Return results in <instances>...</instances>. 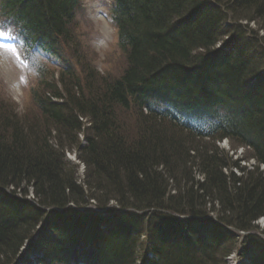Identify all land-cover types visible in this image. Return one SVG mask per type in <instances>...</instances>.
<instances>
[{
    "label": "trees",
    "instance_id": "obj_1",
    "mask_svg": "<svg viewBox=\"0 0 264 264\" xmlns=\"http://www.w3.org/2000/svg\"><path fill=\"white\" fill-rule=\"evenodd\" d=\"M1 1L2 14L13 22L10 24L22 37L20 42L23 46L35 45L42 34L47 35L46 43L49 48H44L47 52L56 48V40L60 38L70 43L75 42L72 24L77 14V0ZM212 1L214 4L211 0H117L113 21L120 32V45L126 54L125 73L117 83H100L93 89L89 88L95 95L101 93V100L89 101L87 106L75 103L72 98L68 99L74 105L69 102L58 105L48 98H36L41 114L50 119V123L48 119L46 121L51 125L42 134L39 133L41 137L47 136L46 139H41L43 147L31 140L32 134L23 135L20 126L14 124L10 128L5 121H0V184L12 186L16 190L24 186L33 188L43 208L61 209L72 202L82 204L84 195L89 194L101 206L112 200L118 201L122 209L132 206L137 210L169 207L176 211L183 209V212L188 211L192 215L204 214L205 196L201 201L196 198L192 201L181 199L179 194L173 195L175 198L172 200L167 198L165 193L168 178L175 181L174 190L177 192L190 194L197 185L198 188L204 187L209 192H216L214 200L221 206V222L238 231L254 228L252 222L264 216V180L260 181L261 184L255 183V172L247 171L237 162V169L240 168L243 175L229 180L222 169L226 170L230 164L215 157L217 146L208 147L209 149L191 147L183 142L176 131L170 134L181 139V142L177 143L170 137L163 138L167 131L157 126L149 116L147 120L150 129L148 127L147 131H141L134 138L127 137L126 132L118 128L115 122L111 124L114 105L122 106L123 102L127 103L126 94L131 96L132 89L149 84L151 77L177 62V56L188 64L192 58V49H209L217 38L231 36L233 31L235 39L229 44H242L239 54L233 56L232 52L230 57L233 58H229L228 64H231L230 72L234 71L233 76L239 74L245 79L246 75L255 74V65L261 68L259 63L264 62V0ZM190 9L193 10L191 13H185ZM244 21L247 24H241ZM253 21L258 29L249 26ZM188 33L190 38L186 39ZM149 38L151 43L144 46V41ZM247 39H250L251 44L246 42L249 41ZM240 46L236 48L237 51ZM56 96L58 95L53 97ZM101 104L105 105V109L100 108ZM87 111L94 119H99L96 122L103 120V117L111 125L107 126V122L102 125L95 123L93 130L98 140L88 139L85 164L89 167L88 175L97 183H88L90 187L86 191L77 185L72 171L64 163V157L49 144L48 138L53 137L54 132L57 145L60 146L58 136L61 135L58 133L69 130L67 141L77 145L74 133L81 129L83 123L79 120L80 117L85 118ZM251 116L236 123L234 127H228L226 136L237 146L250 147L251 158L257 160L259 166L264 164V110L257 109ZM151 129L158 132L150 134ZM174 136L172 137L175 139ZM167 145L175 152L173 159L165 152ZM175 145L180 146L179 152H176ZM36 146L39 148L33 152ZM159 168L161 170L158 171ZM194 168H197L196 172H193ZM198 173L206 174L202 184L195 180ZM125 184L130 185L129 194L123 187ZM135 186L144 190L148 187L147 192L154 188L161 196L141 197L139 191L136 192L133 188ZM164 187L162 192L161 188ZM26 192L27 188L23 193L26 195ZM9 206L11 209H6ZM23 206L17 199L9 198L6 194L0 195V264H10L13 261L23 242L28 240L36 225L46 215L43 209L38 212L26 211ZM232 214L238 217L234 218ZM138 245L131 239H119L111 247L109 264H134L136 258L131 252L136 251ZM231 249L232 246L222 253L221 263L231 253ZM177 257V264H221L216 262L214 254L209 253L193 254L191 258L187 254H177ZM169 263L171 264L170 261Z\"/></svg>",
    "mask_w": 264,
    "mask_h": 264
},
{
    "label": "rangeland",
    "instance_id": "obj_2",
    "mask_svg": "<svg viewBox=\"0 0 264 264\" xmlns=\"http://www.w3.org/2000/svg\"><path fill=\"white\" fill-rule=\"evenodd\" d=\"M83 5L82 7L85 8L86 13H82L79 17V20L77 21V23H79L80 29L83 31H86L89 33V39L88 41H90L93 45L91 46V52L92 55L97 58L98 54H100L101 57V61L96 65V67L99 70H102V68H105L107 71H109L110 74V78H114L117 79L118 78V73L121 72V70L125 69L126 65V59L123 55H118L114 52H111L115 49V39H116V32H114L113 30V26L110 23V21H107V17H108V12H109V6L112 2V0H83ZM89 18V21L92 22L93 24V29L94 32L97 33H93L92 29H90L88 25V22L86 21ZM190 38L189 33L186 36V39ZM145 43L143 44L144 46L148 45L149 42L151 43V39L149 38L148 40L144 41ZM80 43H86L85 40L80 39ZM86 48V47H85ZM11 48L4 46V45H0V88L3 89V93L5 94V100L9 101L10 103H14L16 105H18V107H13L10 106L9 104L4 103L3 99H0V116H2L0 118V121H5V124H7L10 128H12V125L16 124L18 126H20L21 131H23V135H31L32 137V141L34 143H36L37 146L39 147H43L42 146V140L41 139H46L47 136L41 137L39 135L42 134L43 131H45V125H43V117L42 114L40 113L39 109L36 108L34 109V105H31L30 110H28L26 112V115L24 116V118H21L23 116V114L25 113V111L23 110V107L26 106L28 103H26V101L24 100V95L25 92H23V79H24V73L21 70L22 68H20V63L17 59H15L11 53ZM87 49V48H86ZM88 51V50H87ZM87 53V52H86ZM85 64H89L88 68H87V77H88V72L91 71L93 76L96 77L93 68L91 67L92 65V61L87 59V61L85 62ZM50 65V69L54 70L55 69V73L58 72V70L56 68H53V64L49 63ZM220 67H226L224 61H220L219 62ZM105 69H103L102 71H105ZM192 73L191 71L188 72ZM31 76H33V72L30 73ZM33 79L37 80V77H33ZM118 80H116L115 82L117 83ZM37 85V87H39V85H41V82H39L37 80V82L35 83ZM37 87H33V89L37 88ZM47 88V94H55L57 93L58 95H60L62 102H67L68 98H72L71 100L75 101V103H79L80 100L84 97V92L85 91V87L86 85H82V88L80 86H73L72 84H70L69 87H65L64 84L62 83L61 80H57V78L55 79H50L49 81L46 83V85L44 86ZM32 89V90H33ZM192 90H195V87L191 88ZM86 95H88L86 93ZM84 102V101H82ZM115 115L118 121V125L119 128L123 127L124 132H126V136H129L130 138H134L136 136V134H139L140 132L139 129L140 128H144V131H147L149 125H148V121H144L143 123L139 120V115H137V113L133 110H131L130 107H120L119 108H115ZM88 117V120L92 121L94 124H98V125H102L105 124L107 122L106 118H103V120H101L100 122H96V120L99 119H94L92 117V114L89 113L87 111L86 116ZM47 119H49L48 117H44ZM49 123H50V119H49ZM49 123L46 124L48 129L50 128ZM109 122H107L108 124ZM146 125V126H143ZM164 127V126H163ZM68 128L71 129V127L68 125ZM86 128H89V126L87 125ZM150 129V127H149ZM165 130L167 132L164 133V135L162 136L163 138H171L172 140H176L177 143H179L178 141H182L181 139L179 140L177 137H175L173 133L175 130H173L172 128H169ZM150 131V130H149ZM158 131H155L154 129H151L150 134L152 133H156ZM83 132L80 131V135L75 131L74 135L78 138V141H80V138L83 140V136L82 135ZM59 135H61L60 137L58 136V139L60 140L61 145L66 149V154L67 157L75 162L76 164H79V159H82L83 154L85 153L83 151V149L80 147L76 148L73 147L72 145H69V142L67 141V138L70 134V131L66 130V131H62L60 133H58ZM82 135V137H81ZM174 136L175 139L172 137ZM183 138V142L187 143L185 141L186 138ZM51 141V140H50ZM56 142L58 141H54L52 144L55 145ZM188 144V143H187ZM33 149V152L39 148L37 147ZM234 145L230 144L229 142H225V143H220V147L217 149L218 151H216L217 155L215 156L218 159H224L227 161L228 164H230L228 168H223L222 172L226 175V177L230 180L231 177H240V175H243L242 172L240 171V168L237 169V162H240V166L241 167H245L247 169V171L250 170V172H255L257 175L255 177V179L257 180L255 183H262L260 181H262V179L264 180V164L260 165V166H254V162L257 160H255L254 158H251L252 152L250 150H248V152L246 151V149H243L244 151H242V149H238V151L236 152V154L233 155V151L232 147ZM71 149L73 151L72 152H68V150ZM165 152L169 153V158L173 159L175 155V152L171 149L168 148V145L166 146ZM200 149V148H199ZM175 150L176 152H179L180 150V146L175 145ZM69 153V154H68ZM198 153V152H197ZM229 153V154H228ZM192 156V155H191ZM229 156H232L233 158L230 159ZM176 160V159H175ZM223 160V161H224ZM255 162V163H256ZM236 163V164H234ZM239 166V165H238ZM219 167V166H218ZM223 166L221 165V168ZM165 171H167L166 168H164ZM161 170V168L158 169V171ZM197 168L193 169V172H196ZM83 171H81L82 173ZM183 172V171H182ZM255 175V174H254ZM71 176V174H70ZM182 177V176H181ZM62 178V177H61ZM72 178V176H71ZM88 179L86 180V183H93L94 185H96V181H94V178H91L88 175ZM206 179V174H201L199 173V175H197L195 177V180L198 181L199 183L202 184V182ZM167 180V184H166V197L170 198V200H172L173 195H177L179 194V197H181V199H185V200H190L192 201L194 198L198 199L199 201L202 200V198L205 196L206 200L205 202V207L208 208H217L220 207V203L218 201L214 200L215 197V193L216 192H209L207 191V189L203 188H198V185L196 186V189L193 190V192H191L190 194H186V193H182V192H177L175 187H174V183L175 181H173L171 179L168 180V178H166ZM62 183L63 181L60 180ZM173 181V182H172ZM69 182V181H68ZM92 184V185H93ZM213 185V184H212ZM232 185V184H230ZM127 184H125V186H123L124 188H126V193L129 194L130 193V185L127 188ZM60 187V186H59ZM65 187V186H64ZM90 185L87 187V189L89 190ZM136 192L139 191L140 196L141 197H148V196H153V197H160L159 193L155 192L154 188L153 191H149L147 192L146 189L148 190V187L145 188V190L142 187H133ZM140 188V189H139ZM94 189V188H93ZM132 190V189H131ZM165 190L164 188H161V191L163 192ZM152 194V195H150ZM154 194V195H153ZM162 194V193H161ZM167 202V201H164ZM226 207V206H225ZM3 208V207H2ZM227 208V207H226ZM5 209V208H4ZM6 209H11V207L9 206ZM78 209V207L73 208V210ZM206 209L204 211H206ZM181 212L183 211V209L180 210ZM210 211V210H209ZM179 212V211H178ZM214 212V211H212ZM31 214V212L29 213ZM209 216H212L214 218H217V213H210L208 214ZM234 218H237L238 216H236V214H232L231 215ZM234 220V219H233ZM262 226H264V218L262 221ZM261 226V227H262ZM264 229V227L262 228ZM230 264H232V261H229Z\"/></svg>",
    "mask_w": 264,
    "mask_h": 264
},
{
    "label": "bare ground",
    "instance_id": "obj_3",
    "mask_svg": "<svg viewBox=\"0 0 264 264\" xmlns=\"http://www.w3.org/2000/svg\"><path fill=\"white\" fill-rule=\"evenodd\" d=\"M178 55V54H177ZM176 55V56H177ZM177 58V60L176 61H178V63H181V64H184L183 63V60L180 58V56H177L176 57ZM174 70V68H170V71H173ZM201 68H199V69H197L196 68V72H193V73H189V74H186V75H184V76H182L181 77V79L187 84V85H197L199 88L201 87V84H199V81H200V79H201V77H202V75H201ZM112 202V200H109V202L108 203H111ZM207 207H204V209H206ZM208 228H210V229H212V230H216V228H214V227H208ZM214 228V229H213ZM218 230V229H217ZM220 230V229H219ZM185 252H186V254L188 255V256H190V254H191V252H189V248H185ZM131 255H134V257L136 258V259H138V260H145V255L144 254H140L139 252H137V250L136 251H132L131 252ZM180 264H183V263H180Z\"/></svg>",
    "mask_w": 264,
    "mask_h": 264
},
{
    "label": "snow or ice",
    "instance_id": "obj_4",
    "mask_svg": "<svg viewBox=\"0 0 264 264\" xmlns=\"http://www.w3.org/2000/svg\"><path fill=\"white\" fill-rule=\"evenodd\" d=\"M0 30H3V26L2 25H0Z\"/></svg>",
    "mask_w": 264,
    "mask_h": 264
}]
</instances>
